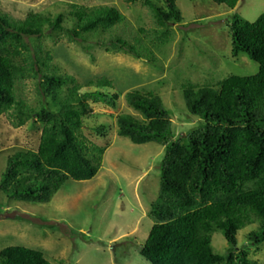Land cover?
I'll return each instance as SVG.
<instances>
[{"label": "trees", "instance_id": "obj_1", "mask_svg": "<svg viewBox=\"0 0 264 264\" xmlns=\"http://www.w3.org/2000/svg\"><path fill=\"white\" fill-rule=\"evenodd\" d=\"M143 2L159 30L153 48L167 42L169 25L179 23L175 0ZM234 9L239 0H210ZM124 18L112 6L70 5L55 16L28 11L23 19L0 11V116L10 114L21 127L40 124L36 151L8 156L0 177L7 199L44 204L67 179L91 180L99 171L104 150L81 134L92 103L114 107L119 93L110 95L112 81L103 76L82 83L53 64L56 52L42 38L65 34L88 43L90 36L110 34ZM69 21V22H68ZM65 24H69L67 27ZM231 53L244 54L258 65L253 76L231 75L211 86L187 83L181 88L184 106L199 126L180 135L173 130L169 111L158 96L130 90L125 100L135 114L116 117V132L132 144L156 143L164 148L159 165V194L150 204L152 226L140 256L149 264H264L238 249L236 236L256 225L248 245L264 244V14L254 22L234 15L229 25ZM50 32V34H47ZM140 33L143 30H139ZM116 36L107 51L124 52L155 62L151 50ZM35 82V105L17 98L15 86ZM95 131L104 135L105 126ZM219 233L229 245L223 254L211 247ZM0 264H52L43 253L24 247L0 252ZM55 264H63L56 262Z\"/></svg>", "mask_w": 264, "mask_h": 264}, {"label": "rangeland", "instance_id": "obj_2", "mask_svg": "<svg viewBox=\"0 0 264 264\" xmlns=\"http://www.w3.org/2000/svg\"><path fill=\"white\" fill-rule=\"evenodd\" d=\"M163 5L162 0H154ZM182 20L169 25L167 42L157 41L152 13L143 2L124 0H0V11L23 19L28 11L55 16L66 14L70 5L112 6L124 20L110 34L90 36L88 43L72 41L65 34L42 38L47 50L56 52L53 64L72 74L79 83L94 77L112 81L110 95L119 93L114 107L92 103L84 119L82 136L90 145L104 150L95 177L76 182L67 179L44 204L11 201L0 192V252L8 247L39 251L52 264H149L140 256L152 221L150 204L159 194V165L164 148L156 143L132 144L116 132V117L135 112L125 93L138 90L159 97L169 111L173 130L180 135L199 124L188 114L181 93L184 84L211 86L228 76H253L258 65L244 54L231 53L229 25L234 15L254 22L264 14V0H239L234 9L210 0H175ZM69 22V21H68ZM69 27V24H65ZM139 30H143L142 33ZM47 34H50L48 32ZM119 36L135 45L139 39L154 55L155 62L134 58L124 52L107 51ZM17 98L35 105V82L15 86ZM10 114L0 116V177L8 156L36 151L40 124L26 122L15 127ZM105 126L104 135L95 129ZM256 225L238 232L236 246L248 257L264 263V244L248 245V234ZM211 247L223 255L229 245L219 233L212 234Z\"/></svg>", "mask_w": 264, "mask_h": 264}]
</instances>
